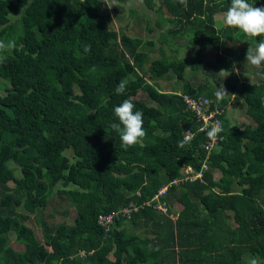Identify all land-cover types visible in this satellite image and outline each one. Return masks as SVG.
<instances>
[{
	"label": "trees",
	"instance_id": "obj_1",
	"mask_svg": "<svg viewBox=\"0 0 264 264\" xmlns=\"http://www.w3.org/2000/svg\"><path fill=\"white\" fill-rule=\"evenodd\" d=\"M139 1L150 11L158 7L167 25L158 33L159 48L111 29L105 0H0V39L16 41L0 58L7 86L0 95V264L264 261V66L251 82L236 76L244 75L246 50L260 37L215 26L230 0ZM179 39L186 43H173ZM190 44L196 49L185 80L176 55ZM233 61L240 71H229V95H218L205 77L197 80L205 68L212 76ZM128 64L133 76L113 83L112 74ZM161 77L172 80L169 91L149 81ZM121 81L125 91L116 94ZM184 96L222 122L219 149L208 156L210 126L200 130ZM126 98L143 112L146 131L142 143L129 147L109 126L113 107ZM228 100L244 107V126L226 122ZM186 167L201 172V181L183 180ZM53 197L65 203L64 216L72 212L71 224L43 218ZM30 215L41 239L27 224ZM98 215L114 221L102 227ZM10 234L16 247L8 244Z\"/></svg>",
	"mask_w": 264,
	"mask_h": 264
},
{
	"label": "rangeland",
	"instance_id": "obj_2",
	"mask_svg": "<svg viewBox=\"0 0 264 264\" xmlns=\"http://www.w3.org/2000/svg\"><path fill=\"white\" fill-rule=\"evenodd\" d=\"M158 7H156L153 11H150L145 8V6L140 2L139 0H105V5L103 9V13L105 14L106 18L108 19L109 27L113 30L118 31V33H126L129 36H136L138 38H141L142 40H153L156 44V48H159L158 43V33L165 31L167 25H163L160 20L158 19L159 13L157 12ZM160 27L158 24H160ZM214 24L216 27H221L225 25L223 23V14H216L214 17ZM173 41V40H170ZM174 44H185L186 39H179V41H173ZM165 45H163L164 47ZM195 46L193 44H190L189 47L183 48L181 51L177 53V57L183 60L184 66H181L180 69L183 71L184 79L187 80L191 76L190 71V65L192 63V58L195 52ZM147 50V49H146ZM166 54L170 53V49L165 48ZM150 58L155 59L160 56V53H150ZM214 57L213 54L210 52L208 56H205V61H208L210 63L213 61ZM73 64L76 67L80 66V60L76 59L74 60ZM207 67V66H205ZM237 68V67H236ZM238 71H234L236 74L239 73V68H237ZM207 68L204 69V73L202 75L198 76V81L202 82L206 78L210 84L214 83V86L219 89L221 86L225 90L226 96L229 95L228 89L225 86L224 82L227 81L231 83L233 81L234 76L230 75L229 72H225L223 70H214V75H207ZM132 67L128 64L124 67V69L121 72L113 73L111 78L113 83H117L119 80L128 79L129 77H132ZM209 71V70H208ZM257 71V67L248 65L245 67V73L237 74L236 76L238 79L243 80V76H247L246 80L251 82L254 80L253 73ZM129 76V77H128ZM205 77V78H204ZM174 79V77H173ZM151 83H157L163 90L169 91L171 89V79L166 78H152L149 80ZM6 85L3 84V82L0 81V95L4 94ZM137 99H144L143 94H138L136 96ZM226 105V122L228 124H238L241 126H244L247 122L246 116L243 114L244 107H234L231 104V101H227ZM214 177L218 178L220 174L216 172L213 174ZM43 187V184L40 183L39 185L35 186L34 188L41 189ZM33 188V189H34ZM67 209L65 206V203L59 201L56 197H53L51 200H49V204L47 205L46 209L42 212V216L47 221H52L55 223H59L61 221L72 223L73 221V215L72 212L69 215L64 216L61 212L62 210ZM174 210H179V206L173 207ZM21 210V209H20ZM50 215V216H49ZM29 227H31L37 236L38 239H41V233L40 228L37 224V222L33 219V216L30 215L29 221L27 222ZM257 223H255L256 225ZM123 225L130 229L131 224L129 223V220H126ZM133 231H137V229H133ZM8 244L10 246L16 247L17 243L14 241V235L10 234L8 238ZM251 256L254 255V253L251 252ZM249 259L247 260L248 264Z\"/></svg>",
	"mask_w": 264,
	"mask_h": 264
},
{
	"label": "clouds",
	"instance_id": "obj_3",
	"mask_svg": "<svg viewBox=\"0 0 264 264\" xmlns=\"http://www.w3.org/2000/svg\"><path fill=\"white\" fill-rule=\"evenodd\" d=\"M256 4L257 0H230L229 6L223 13V23L248 37H260L259 40L253 41L254 47L247 48L244 57V61L246 60L249 65L260 67L264 66V6H255ZM15 47L14 39L7 41L0 39V58ZM89 47L85 46L84 51L87 52ZM235 65L236 62L233 61L230 69L224 71H238ZM216 90L218 95L226 96L222 86ZM114 91L116 94H123L125 82H119ZM112 112L115 119L109 126L118 134L121 144L129 147L142 143L146 135L143 127V112L135 108L133 101L130 98L123 99L113 107ZM222 131V122L217 120L209 127L206 136L213 141L223 139L222 136H218ZM248 264H264V261L253 256L249 258Z\"/></svg>",
	"mask_w": 264,
	"mask_h": 264
},
{
	"label": "built area",
	"instance_id": "obj_4",
	"mask_svg": "<svg viewBox=\"0 0 264 264\" xmlns=\"http://www.w3.org/2000/svg\"><path fill=\"white\" fill-rule=\"evenodd\" d=\"M184 99L186 100L188 105L192 106V108L196 112V115L201 121L202 125L200 127V130L206 129L207 127L211 126L214 121H216L213 118L212 113H205L204 111H202V109L199 106V103L197 104L196 101H191L187 96H184ZM190 136H191L190 131L187 130L184 132V139H188ZM219 140L220 139H216L215 141H213L209 137L207 138V142L205 144V150L207 151V156L208 154L210 155L219 149V146H220V144L218 143ZM202 168L203 169L207 168L205 163L202 165ZM181 174L183 175V180L193 181L195 179H199L201 181V172L193 174L191 169L188 167L184 168ZM165 190H166V186H162L159 190V193H162ZM129 206L132 207L133 204L130 203ZM157 206L161 211L163 212L166 211L163 205H157ZM130 211H131V208L126 207V208H123L122 213L126 214V218H129ZM113 221L114 219L112 215H98L97 217V222L102 227H108L111 223H113Z\"/></svg>",
	"mask_w": 264,
	"mask_h": 264
},
{
	"label": "crops",
	"instance_id": "obj_5",
	"mask_svg": "<svg viewBox=\"0 0 264 264\" xmlns=\"http://www.w3.org/2000/svg\"><path fill=\"white\" fill-rule=\"evenodd\" d=\"M216 172H217V171H215L213 174H215ZM213 178H214V179H218L219 177H218V178H216V177H214V176H213ZM175 208H176V207H175ZM173 210H174V209H173ZM175 212L177 213V212H178V210H177V211H176V210H174V213H175ZM250 222H251V220H250Z\"/></svg>",
	"mask_w": 264,
	"mask_h": 264
}]
</instances>
